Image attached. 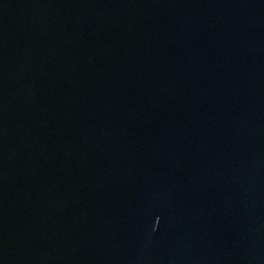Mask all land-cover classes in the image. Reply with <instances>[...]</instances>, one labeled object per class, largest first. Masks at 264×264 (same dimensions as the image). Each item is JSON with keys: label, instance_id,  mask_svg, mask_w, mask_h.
Returning <instances> with one entry per match:
<instances>
[{"label": "water", "instance_id": "obj_1", "mask_svg": "<svg viewBox=\"0 0 264 264\" xmlns=\"http://www.w3.org/2000/svg\"><path fill=\"white\" fill-rule=\"evenodd\" d=\"M0 264H264V0H0Z\"/></svg>", "mask_w": 264, "mask_h": 264}]
</instances>
